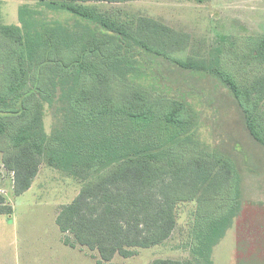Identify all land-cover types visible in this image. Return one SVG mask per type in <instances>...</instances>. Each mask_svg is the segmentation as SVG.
Returning a JSON list of instances; mask_svg holds the SVG:
<instances>
[{
  "label": "trees",
  "instance_id": "trees-1",
  "mask_svg": "<svg viewBox=\"0 0 264 264\" xmlns=\"http://www.w3.org/2000/svg\"><path fill=\"white\" fill-rule=\"evenodd\" d=\"M38 1L105 32L85 39L58 22L40 30L25 7L19 11L21 25H0V153L15 195L31 188L45 159L84 180L108 166L60 208L56 222L66 245L97 251L98 264L134 256L139 248L170 239L178 205L195 201L194 257L151 264H214L213 249L243 210L239 169L232 157L201 147L189 134L196 117L186 102L131 82V60L122 52L137 47L216 76L264 147V36H252L241 53L231 42L224 51L234 58L231 67L221 57L187 53L189 32L93 3L127 0ZM58 90L65 120L49 135L43 105H52ZM13 211L0 193V213Z\"/></svg>",
  "mask_w": 264,
  "mask_h": 264
},
{
  "label": "rangeland",
  "instance_id": "rangeland-1",
  "mask_svg": "<svg viewBox=\"0 0 264 264\" xmlns=\"http://www.w3.org/2000/svg\"><path fill=\"white\" fill-rule=\"evenodd\" d=\"M93 3L101 8L117 7L130 14L149 15L189 32L193 41L187 53L221 57L231 67L234 58L224 53L231 42L235 41V48L241 53L247 51L252 36H264V0ZM21 7L29 10L27 17L35 20L40 30L46 23L58 22L85 39L105 32L66 9L49 8L38 0H0V25H21ZM122 53L131 60L127 69L131 82L186 102L196 117V126L189 134L201 147L232 157L239 169L243 210L213 249L214 264H264V147L250 134L245 116L229 88L213 74L180 68L137 47L130 51L123 49ZM64 108L60 90L52 105L44 103V129L49 135L65 120ZM107 168L84 180L49 165L45 159L31 188L17 196L13 175L5 169L0 153V193L14 210L11 215L0 213V264H98L94 257L98 256L97 251L64 243L56 217L88 180ZM195 210V201L180 203L177 227L170 239L150 248H139L131 257L116 255L109 264H151L157 258H193Z\"/></svg>",
  "mask_w": 264,
  "mask_h": 264
},
{
  "label": "crops",
  "instance_id": "crops-1",
  "mask_svg": "<svg viewBox=\"0 0 264 264\" xmlns=\"http://www.w3.org/2000/svg\"><path fill=\"white\" fill-rule=\"evenodd\" d=\"M222 241V240H221ZM217 247V246H216Z\"/></svg>",
  "mask_w": 264,
  "mask_h": 264
}]
</instances>
